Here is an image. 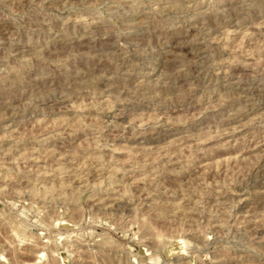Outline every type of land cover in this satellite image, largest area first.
Instances as JSON below:
<instances>
[{
	"label": "rangeland",
	"instance_id": "rangeland-1",
	"mask_svg": "<svg viewBox=\"0 0 264 264\" xmlns=\"http://www.w3.org/2000/svg\"><path fill=\"white\" fill-rule=\"evenodd\" d=\"M0 264H264V0H0Z\"/></svg>",
	"mask_w": 264,
	"mask_h": 264
},
{
	"label": "bare ground",
	"instance_id": "bare-ground-1",
	"mask_svg": "<svg viewBox=\"0 0 264 264\" xmlns=\"http://www.w3.org/2000/svg\"><path fill=\"white\" fill-rule=\"evenodd\" d=\"M71 27V26H70ZM202 69V68H201ZM258 85V84H257Z\"/></svg>",
	"mask_w": 264,
	"mask_h": 264
}]
</instances>
